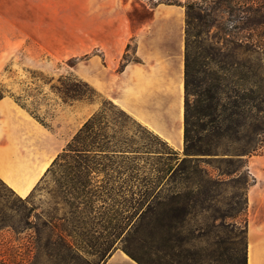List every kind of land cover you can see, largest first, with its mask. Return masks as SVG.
<instances>
[{
    "label": "rangeland",
    "instance_id": "374dc122",
    "mask_svg": "<svg viewBox=\"0 0 264 264\" xmlns=\"http://www.w3.org/2000/svg\"><path fill=\"white\" fill-rule=\"evenodd\" d=\"M145 1L151 6L157 2L180 4L187 12L188 3L202 0ZM229 11L226 3L216 6L209 17L205 11L195 10L203 18L195 20L191 27L193 34L200 33L197 45L204 42L217 50L211 72L218 71L221 80L215 81L209 73L200 77L219 85L225 95L247 88L249 85L239 79L240 75L249 68L258 69L263 58L251 45L260 35L247 29H233L235 21H231ZM261 39L264 41V36ZM199 52H203L202 48ZM77 62V59L59 61L41 53L36 60L38 66L32 67L29 53L23 48L13 53L6 73L0 77V96H12L63 136L77 125L72 114L63 116L68 105L83 99L98 102V111L104 110V133L117 140L132 141L136 151L171 152L169 144H163L119 107L92 91L95 89L75 72ZM224 66L230 71L227 75L220 73V67ZM223 76L228 80L222 81ZM208 85L203 84L202 90ZM74 89L80 91L82 99L72 100L78 95ZM133 157H136L133 163L117 158L113 170L97 175L96 185L104 188H88L87 191L97 194L88 200L72 198L64 164L56 166L26 198L0 179V264H71L70 252L64 250L63 239L59 240L64 229L105 231L102 238L107 244L115 242L120 234L117 241L120 246L122 240L145 264H243L249 221H255L256 215L264 217V156H217L232 157L236 161L234 166L208 160L210 165L204 164L205 167L221 181L215 187L206 180L202 187H197L192 181L173 179L171 173L159 181L158 170L167 167L166 157L161 160L153 153ZM236 169L230 176L223 175ZM149 187H155L161 196L155 215L154 245L150 239L154 227L152 215L143 214L148 203H143L138 213L134 208Z\"/></svg>",
    "mask_w": 264,
    "mask_h": 264
},
{
    "label": "crops",
    "instance_id": "0c3cea01",
    "mask_svg": "<svg viewBox=\"0 0 264 264\" xmlns=\"http://www.w3.org/2000/svg\"><path fill=\"white\" fill-rule=\"evenodd\" d=\"M186 12L145 0H0V77L23 48L30 66L41 53L77 59L80 79L178 152L184 146ZM125 58L127 61L124 62ZM100 104L68 105L77 125L56 132L39 123L12 96H0V179L26 198L69 140ZM103 232L64 229L60 239L71 264H139L118 242H91ZM247 264H264V217L247 226ZM67 264V263H65Z\"/></svg>",
    "mask_w": 264,
    "mask_h": 264
},
{
    "label": "trees",
    "instance_id": "16d2710c",
    "mask_svg": "<svg viewBox=\"0 0 264 264\" xmlns=\"http://www.w3.org/2000/svg\"><path fill=\"white\" fill-rule=\"evenodd\" d=\"M225 3L228 5L230 15L233 17L231 21H235L233 29H247L253 34L260 35V38L254 40L251 45L263 55L262 64L258 66V69L249 68L247 73H243L239 77L241 81L249 86L242 89L241 93L234 90L231 93H226V95L219 85L209 84L200 77L202 73L207 75L209 73V75L212 74L214 76L215 81L220 79L217 77L218 71V73L211 72L213 69L211 65L216 62V48L206 45L204 42H202V45H197L200 33L195 35L191 32L194 21L203 18L199 13H195V10L205 11L207 17H209L216 6L218 7ZM262 5V0H202L201 3L193 1L186 5L184 146L182 156L180 152L172 147L170 149L171 152H159L157 150L136 151L132 146V141L128 139L117 140L115 137L107 135L104 133L105 128L102 125L105 118L104 110L102 109L93 114L83 124L63 152L53 161L42 181L56 166L64 164L67 166L65 174L66 179L68 178L67 185L72 190L69 192L70 195L74 200H88L91 195L95 198L97 194L96 192L87 191V189L90 187L104 188V186L99 187L96 185L98 182L97 175L107 173L110 169L113 170V165L117 158L125 159L126 163H129L127 161L133 163L136 159V157H133L134 155L153 153L161 160L166 157L168 163L165 169L158 170V174H160L158 177L159 181L171 173L173 179L180 177L186 181H192L197 187H202L201 183L205 180L212 183V186L215 187L221 181L215 179L205 167V165H210L208 160H215L219 164L227 163L230 166H234L236 161L232 157L218 158L217 156H246L248 158L253 155L264 156V41L261 39L264 36V9ZM179 6L181 5L179 4ZM205 26H208L206 21ZM234 39L238 41L237 37ZM200 48H202V53L199 52ZM201 59H204V62H201ZM126 61L127 58H125L124 62ZM203 65L206 66V70L203 69ZM229 72L227 66L220 67L222 75H227ZM227 80L226 77H222V81ZM203 84H209L205 90H202ZM72 91L78 93L76 97H79H74L72 100L82 99L79 90L74 89ZM92 91L95 92V90ZM191 97L195 99L192 100ZM224 99L227 102H224ZM16 101L27 109L25 105L18 100ZM29 113L43 126L52 128L50 124L39 118L34 112L29 111ZM156 137L159 138L158 136ZM160 140L163 144H168L162 139ZM237 170L228 173L224 172L223 175L230 176ZM200 195H203L202 191H200ZM142 196L143 198L138 207H134L135 213L142 210L141 205L143 203H148L147 209L143 211V214L152 215L151 221H153L154 227L151 230L150 239L152 240V245H154L156 236L155 225L157 223L155 215L158 214L161 205V196L160 193H156L155 187L152 189L149 187ZM1 230L2 227L0 226ZM118 235L120 236V234ZM119 236L111 244L116 243L119 240ZM100 238L98 237L97 240H92L91 242L106 245V247L99 250L102 257H104L109 250L107 245L111 244H107L108 241ZM121 249L131 259L139 264H145L134 256L128 247L124 246L122 240ZM247 249L246 240L243 264H247ZM69 252L72 262L74 257L71 251Z\"/></svg>",
    "mask_w": 264,
    "mask_h": 264
},
{
    "label": "bare ground",
    "instance_id": "6f19581e",
    "mask_svg": "<svg viewBox=\"0 0 264 264\" xmlns=\"http://www.w3.org/2000/svg\"><path fill=\"white\" fill-rule=\"evenodd\" d=\"M252 198V197H251ZM252 200V199H251ZM249 264H252V261H251V255H250V261H249Z\"/></svg>",
    "mask_w": 264,
    "mask_h": 264
}]
</instances>
